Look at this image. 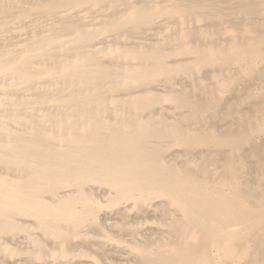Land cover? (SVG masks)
I'll use <instances>...</instances> for the list:
<instances>
[{
    "label": "bare ground",
    "instance_id": "obj_1",
    "mask_svg": "<svg viewBox=\"0 0 264 264\" xmlns=\"http://www.w3.org/2000/svg\"><path fill=\"white\" fill-rule=\"evenodd\" d=\"M0 264H264V0H0Z\"/></svg>",
    "mask_w": 264,
    "mask_h": 264
}]
</instances>
